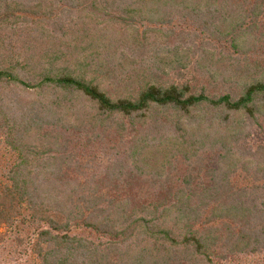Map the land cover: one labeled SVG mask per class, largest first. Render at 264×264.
I'll return each instance as SVG.
<instances>
[{"label": "trees", "instance_id": "1", "mask_svg": "<svg viewBox=\"0 0 264 264\" xmlns=\"http://www.w3.org/2000/svg\"><path fill=\"white\" fill-rule=\"evenodd\" d=\"M0 140L10 264H264V0H0Z\"/></svg>", "mask_w": 264, "mask_h": 264}, {"label": "rangeland", "instance_id": "2", "mask_svg": "<svg viewBox=\"0 0 264 264\" xmlns=\"http://www.w3.org/2000/svg\"><path fill=\"white\" fill-rule=\"evenodd\" d=\"M182 73L184 75L183 77L184 79H189L191 78V76H194L195 74L192 70H187V71L184 70L182 71ZM8 156H10V154L8 150L4 147L3 142H1L0 140V159L3 160V158L8 157ZM10 262H11V256L9 255V252H7L6 248L1 249L0 250V264H10Z\"/></svg>", "mask_w": 264, "mask_h": 264}]
</instances>
